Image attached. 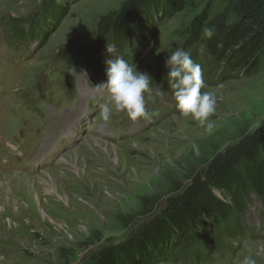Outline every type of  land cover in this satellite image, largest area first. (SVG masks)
<instances>
[{
	"label": "rangeland",
	"instance_id": "374dc122",
	"mask_svg": "<svg viewBox=\"0 0 264 264\" xmlns=\"http://www.w3.org/2000/svg\"><path fill=\"white\" fill-rule=\"evenodd\" d=\"M123 1L0 0V264H90L127 244L264 118V68L247 78L203 77L201 92L217 98L210 132L179 114L165 60L177 48L192 54L189 24L213 1L192 0L170 19L152 11L143 42L124 58L152 78L148 117L101 120L107 101L96 85L110 54H96V27ZM263 214L252 204L247 233L203 264H241L246 255L264 264Z\"/></svg>",
	"mask_w": 264,
	"mask_h": 264
},
{
	"label": "trees",
	"instance_id": "16d2710c",
	"mask_svg": "<svg viewBox=\"0 0 264 264\" xmlns=\"http://www.w3.org/2000/svg\"><path fill=\"white\" fill-rule=\"evenodd\" d=\"M190 6L192 0H124L118 11L99 19L95 52L105 55L111 44L114 55L128 59L143 42V21L152 20V11L156 20H165ZM205 27L213 30L211 38L204 37ZM186 47L193 61L202 59L204 78L257 74L264 68V0H213L191 20ZM255 202L264 212V118L194 174L127 244L110 247L90 264H203L212 250L231 251L232 240L247 233V214Z\"/></svg>",
	"mask_w": 264,
	"mask_h": 264
},
{
	"label": "clouds",
	"instance_id": "9594fccd",
	"mask_svg": "<svg viewBox=\"0 0 264 264\" xmlns=\"http://www.w3.org/2000/svg\"><path fill=\"white\" fill-rule=\"evenodd\" d=\"M205 38L213 36V30L203 29ZM106 52L110 58L105 60L106 80L96 85L99 93L106 98L101 105L99 117L107 122L114 113H125L135 121L148 117L146 110L147 94L151 98V76L147 72H139L137 66L129 64L121 55H114L117 49L107 44ZM168 69V84L173 90L175 106L181 117H191L199 126L211 131L214 123L209 119L216 111V95L211 91L201 92L205 81L200 64L194 63L189 51L177 48L165 60ZM241 264H257L251 255H246Z\"/></svg>",
	"mask_w": 264,
	"mask_h": 264
}]
</instances>
